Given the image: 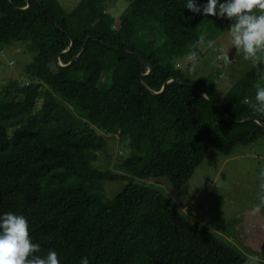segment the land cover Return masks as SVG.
<instances>
[{
	"label": "trees",
	"instance_id": "16d2710c",
	"mask_svg": "<svg viewBox=\"0 0 264 264\" xmlns=\"http://www.w3.org/2000/svg\"><path fill=\"white\" fill-rule=\"evenodd\" d=\"M61 1L0 0V43L36 54L28 85L13 80L0 91V214L24 215L36 254L55 250L60 264L83 256L90 264H248L134 179L167 177L180 189L211 150L228 157L263 138L264 127L247 119L264 124L252 109L264 76L254 67L227 95L207 77L186 79L176 62L204 23L218 19L192 13L187 0H128L119 19L107 0H79L71 11ZM143 59L152 66L146 76ZM26 115L10 136L6 124ZM99 132L129 141L133 151L122 165L130 182L109 201L102 184L126 179L95 169L107 152ZM243 228L245 246L264 256L262 213L248 211Z\"/></svg>",
	"mask_w": 264,
	"mask_h": 264
},
{
	"label": "rangeland",
	"instance_id": "374dc122",
	"mask_svg": "<svg viewBox=\"0 0 264 264\" xmlns=\"http://www.w3.org/2000/svg\"><path fill=\"white\" fill-rule=\"evenodd\" d=\"M107 12L119 19L128 7V0H107ZM64 7L73 10L79 0H62ZM218 18V17H216ZM204 23L191 45V51L201 53L194 62L181 58L176 62L183 76L193 82L203 77L209 78L216 84V93L227 95L231 87L245 77L254 67L251 62L244 61L242 55H237L235 48L230 49L227 30L231 22L227 19H217ZM212 23L214 25H209ZM206 24V25H205ZM222 29V31H219ZM203 34L205 40L213 41V46L199 43V36ZM223 47L229 51L232 59L225 65L216 60L217 49ZM230 49V50H229ZM35 52L27 50L22 43L4 45L0 43V91L11 81L17 80L21 86L28 85L29 74L27 66L35 57ZM77 118L82 121L81 111L76 105L59 97ZM42 100L37 104L35 113L42 108ZM31 116H23L6 124L10 136L17 126H22ZM96 129V128H95ZM99 134L105 138L107 152L100 153L95 169L103 172L116 173L126 180L106 181L104 187L105 200H113L130 182L131 177L122 165L133 156L129 141H120L115 135ZM137 184L155 189L175 204L182 214L191 221L207 228L228 246L233 247L244 257L256 256L255 263L264 264V256L255 253L245 246V228H243L248 211L256 209L264 217V137L256 140L252 145L239 146L226 157L215 150H211L206 159L196 169L194 175L180 189H174L167 177L151 179H134ZM73 180L72 183H78Z\"/></svg>",
	"mask_w": 264,
	"mask_h": 264
},
{
	"label": "clouds",
	"instance_id": "9594fccd",
	"mask_svg": "<svg viewBox=\"0 0 264 264\" xmlns=\"http://www.w3.org/2000/svg\"><path fill=\"white\" fill-rule=\"evenodd\" d=\"M185 8L205 17L234 21L227 30L230 49L235 48L237 55H242L244 61L251 62L264 76V70L259 68L264 65V0H206L202 7L197 0H187ZM199 43L213 46V41H206L203 34L199 36ZM217 53L216 60L225 65L232 60L223 47L218 48ZM185 59L194 62L197 51L188 52ZM252 109L255 114L264 116V87L256 89ZM39 251L40 245L30 238L29 222L24 215L0 214V264H60L55 250H49L44 256L37 255ZM257 259L250 256L248 264H255ZM79 264H90L88 257H81Z\"/></svg>",
	"mask_w": 264,
	"mask_h": 264
},
{
	"label": "water",
	"instance_id": "95a60500",
	"mask_svg": "<svg viewBox=\"0 0 264 264\" xmlns=\"http://www.w3.org/2000/svg\"><path fill=\"white\" fill-rule=\"evenodd\" d=\"M29 6H30V2L28 1V7H29ZM28 7H26V8H28ZM26 8H24V9H22V10H25ZM88 38H89V37H88ZM72 46H73V43L71 44V48H72ZM111 49H113V48H111ZM67 51H68V50H67ZM67 51H66V52H67ZM140 58H141V57H140ZM75 60H76V58H75L70 64L65 65V66H70ZM143 61H144V63L148 66V72L144 75V76H146V75H148V74L151 73V71H152V66L149 64L148 61H146V60H144V59H143ZM62 66H63V65H62ZM142 78H143V77H142ZM169 82H170V81H169ZM169 82H167V83L164 85L162 91H164L166 85H167ZM162 91H161V92H162ZM197 91H198L202 96H204V97L207 98V96L205 95V93H204L201 89H197ZM247 120H254V121H256L257 123L261 124V125L264 127V124H263L262 122H260L259 120L255 119V118H250V119H247Z\"/></svg>",
	"mask_w": 264,
	"mask_h": 264
}]
</instances>
